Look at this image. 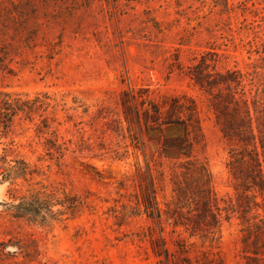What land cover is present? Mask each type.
<instances>
[{"label": "rangeland", "instance_id": "374dc122", "mask_svg": "<svg viewBox=\"0 0 264 264\" xmlns=\"http://www.w3.org/2000/svg\"><path fill=\"white\" fill-rule=\"evenodd\" d=\"M7 10L16 17L10 19ZM0 13V47L11 45L9 56L0 53V92L49 98L44 113L31 120L18 115L6 130L0 126V156L7 150L37 173L16 187L0 184V204L11 202L13 188L18 197L46 188L82 202L73 216L66 213L48 227L1 212L0 264H156L152 242L161 245V238L173 253L178 239L185 242L193 260L204 255L223 264H251L258 258L264 264V223H258L264 222V193H256L259 208L248 214V223L231 215L212 244L180 230L170 234L166 228L160 235L156 224L122 207L150 179L159 202L169 200L171 179L187 160L206 167L218 198L235 199L242 192L244 168L230 169L228 163L231 151L243 146L223 137L209 97L184 73L193 57L209 52L228 69L258 71L263 82L264 0H0ZM129 88L148 89L151 98L195 100L203 140L190 158L157 151L151 139L158 131L140 134L134 125V150L125 131L123 137L106 130L109 121L123 120L120 99ZM42 119L60 143L71 142L62 157L47 155L48 135L37 133ZM257 124L264 136V117L253 121L255 135ZM162 136L182 137V131L167 126ZM81 140L91 150L72 152Z\"/></svg>", "mask_w": 264, "mask_h": 264}, {"label": "trees", "instance_id": "16d2710c", "mask_svg": "<svg viewBox=\"0 0 264 264\" xmlns=\"http://www.w3.org/2000/svg\"><path fill=\"white\" fill-rule=\"evenodd\" d=\"M7 14L10 19L17 15L8 10ZM4 35L5 30L2 26L0 43ZM10 46L0 47L2 56L10 55L8 50ZM220 63V58L215 53H199L185 67L184 76L209 97L210 109L223 137L243 146L240 151H231L228 163L230 169H235L236 166L244 168L242 192L237 193L235 199L218 198L212 190L209 171L203 165L190 160L185 161L180 173L171 179V196L165 202H159L154 181L150 179L149 187H142L139 194L129 196L132 200H128L129 204H122V207L129 208L130 215L144 216L156 224L160 235L166 228L170 234L180 230L188 234L189 238L199 237L212 244L219 240L223 221L229 220L231 215L235 214L248 223L250 221L248 214L259 208L256 193L260 195L264 193V136L258 124L255 135L253 121L258 123L264 117V80L262 82L257 78L258 71L243 73L238 69L223 67ZM48 99L46 94H37L29 99L26 95L0 92V126L6 130L12 126L14 118L18 115H22L24 120H31L33 114L44 113L49 107ZM120 105L123 120L118 118L109 121L105 124L106 130L123 137L125 131L130 139L129 145L134 150L139 149V141L131 132L134 125L140 134L158 131L159 135L151 139L156 142L157 151L174 152L178 157L190 158L194 148L203 140L198 107L191 97L161 94L151 98L148 89L129 88L128 91H123ZM97 118L104 117L100 114ZM40 124L37 133L40 136L48 135L44 141L47 155L62 157L70 149L71 142H67L69 145L65 142L60 143L55 130H51L46 119H42ZM167 126L180 128L182 137L165 139L162 130ZM98 146L101 147V144ZM91 148V145L81 140L71 149L72 152L82 153L84 149L90 151ZM6 152L7 150H4L0 156V184L8 183L16 187L18 180L25 182L28 177L37 175L24 159ZM9 157L11 159H8ZM232 175L234 179H239L234 172ZM17 191L14 188L9 190L11 202L0 204L3 206L0 213L3 212L11 218H25L43 227L60 221L61 216L66 213L73 216L82 203L75 197L65 194L60 198L53 190L48 191L46 188L41 190L30 188L26 190L27 195L20 197L17 196ZM162 205L164 208H161ZM56 207L60 209L54 210ZM257 218L258 215L253 217ZM258 223L264 222L258 219ZM258 223L254 224L257 228ZM151 231L154 232V229L149 228V232ZM160 240L161 245L158 239H153L152 242L156 264H223L219 258L204 255L200 259H191L185 242L180 239L176 241L174 253L166 246L164 238ZM260 260L262 259L252 258L251 264H261Z\"/></svg>", "mask_w": 264, "mask_h": 264}]
</instances>
